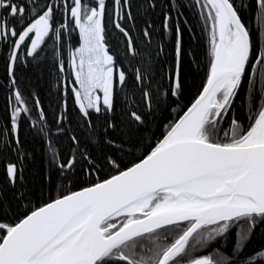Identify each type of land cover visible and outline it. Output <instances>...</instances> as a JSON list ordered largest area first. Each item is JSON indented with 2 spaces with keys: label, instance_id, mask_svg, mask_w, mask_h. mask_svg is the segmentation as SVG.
I'll use <instances>...</instances> for the list:
<instances>
[{
  "label": "snow or ice",
  "instance_id": "1",
  "mask_svg": "<svg viewBox=\"0 0 264 264\" xmlns=\"http://www.w3.org/2000/svg\"><path fill=\"white\" fill-rule=\"evenodd\" d=\"M0 98V264H264V0H0Z\"/></svg>",
  "mask_w": 264,
  "mask_h": 264
},
{
  "label": "trees",
  "instance_id": "2",
  "mask_svg": "<svg viewBox=\"0 0 264 264\" xmlns=\"http://www.w3.org/2000/svg\"><path fill=\"white\" fill-rule=\"evenodd\" d=\"M44 88H45L44 95L47 96V95H48L47 87L44 86ZM45 103H47V100L45 101ZM2 104H3V100H2V98H0V106H2ZM257 239H258V238H257ZM255 242H256V241H254V243H255Z\"/></svg>",
  "mask_w": 264,
  "mask_h": 264
}]
</instances>
